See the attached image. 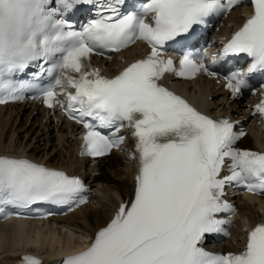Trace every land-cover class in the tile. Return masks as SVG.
<instances>
[{"label":"snow or ice","instance_id":"6c2138e0","mask_svg":"<svg viewBox=\"0 0 264 264\" xmlns=\"http://www.w3.org/2000/svg\"><path fill=\"white\" fill-rule=\"evenodd\" d=\"M250 2L251 14L222 52L251 58L246 71L225 77L233 96L248 87L249 74L264 71V0ZM124 3L0 0V104L23 100L25 92L35 89L33 99H42L49 109L59 107L83 126L81 155L101 157L120 148L122 129L131 130L135 140L138 157H130L139 164L134 198L121 203L90 245L62 264H264V223L248 231L238 253L216 254L202 247L206 234L223 232V225L231 223L218 218L235 213L223 199L227 185L264 195V152L234 147L245 132H235L227 119L202 114L160 83L166 73L185 79L217 75L190 52L177 68L163 49L208 17L231 11L240 0H146L138 12L127 13L121 11ZM81 4H95L96 18L75 30L63 15ZM138 41L150 51L115 76L102 75L90 62L94 54L119 53ZM34 64L36 76L51 78L46 87L13 78ZM256 112L264 119V99ZM226 163L230 174L221 176ZM82 190L77 176L0 155V205L71 204ZM84 203L79 199L76 206ZM22 259L42 264L32 256Z\"/></svg>","mask_w":264,"mask_h":264},{"label":"bare ground","instance_id":"6f19581e","mask_svg":"<svg viewBox=\"0 0 264 264\" xmlns=\"http://www.w3.org/2000/svg\"><path fill=\"white\" fill-rule=\"evenodd\" d=\"M182 86L190 85L182 83ZM225 94L226 92L220 89L215 90L213 86L211 89L205 87L196 90L194 94L191 91L192 98L208 109H213L218 104L222 105ZM210 97H212L211 101ZM219 97L222 98L217 102L216 98ZM232 108L245 112L243 105H239V108L234 105ZM224 111L226 112V109ZM67 128V124L52 123L50 115L47 117L36 106H29L26 109L22 107L0 109V154L7 151L18 152L50 166L74 169L75 173H79L83 162L73 153L74 147L71 144L73 141L70 139ZM256 137L258 143L264 145V134L256 133ZM242 145L252 147L254 145L252 138L246 137ZM102 163L93 169L97 168L98 174H87V178L93 186L98 184L103 186L100 192L103 200L100 198L95 206L68 217L66 222L72 228L66 232H60L48 223L42 225L41 222H17L8 227H2L0 229V264H20L15 254L23 252L21 251L23 248H32L35 245L39 250H45L48 247L53 249L57 242H71L81 237L80 235L94 234L105 227L119 200L131 194L132 184L128 164L122 163L116 157ZM258 208L264 211V201L259 203ZM259 210L244 203L240 215L245 218V221L253 224L262 218ZM76 234L79 235L75 237ZM37 253L40 254V252ZM4 255L6 256L2 258Z\"/></svg>","mask_w":264,"mask_h":264}]
</instances>
